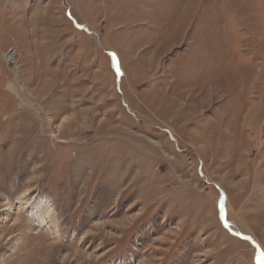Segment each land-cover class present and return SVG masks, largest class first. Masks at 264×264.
<instances>
[{"label": "rangeland", "instance_id": "1", "mask_svg": "<svg viewBox=\"0 0 264 264\" xmlns=\"http://www.w3.org/2000/svg\"><path fill=\"white\" fill-rule=\"evenodd\" d=\"M260 252L264 0H0V264Z\"/></svg>", "mask_w": 264, "mask_h": 264}, {"label": "bare ground", "instance_id": "2", "mask_svg": "<svg viewBox=\"0 0 264 264\" xmlns=\"http://www.w3.org/2000/svg\"><path fill=\"white\" fill-rule=\"evenodd\" d=\"M29 194H30V191H25V192L22 193L21 198L19 200L20 203H19V205L17 207L18 209H20V208H29V205H28V202H27V198H28ZM10 209H12V211L14 210L12 207H8L5 210L7 211V210H10ZM52 210H53L52 207L49 208L47 206H43L41 204H38L32 210V218L34 220H37V221H41V220L47 219ZM55 227L56 228H53L51 230V233L53 235H55L54 237L60 238V232H59L57 226H55Z\"/></svg>", "mask_w": 264, "mask_h": 264}, {"label": "snow or ice", "instance_id": "3", "mask_svg": "<svg viewBox=\"0 0 264 264\" xmlns=\"http://www.w3.org/2000/svg\"><path fill=\"white\" fill-rule=\"evenodd\" d=\"M112 59L115 63V69H116V74L117 76H121L123 73L121 72V68L118 63H116V57L115 54H112ZM221 212H223V206H221ZM245 239H251L250 237H245ZM258 264H264V252H260V254L257 257Z\"/></svg>", "mask_w": 264, "mask_h": 264}]
</instances>
